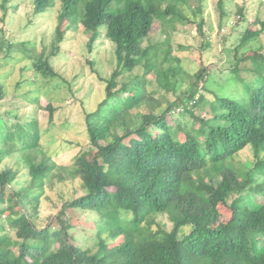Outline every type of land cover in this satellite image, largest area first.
Here are the masks:
<instances>
[{
  "label": "trees",
  "instance_id": "1",
  "mask_svg": "<svg viewBox=\"0 0 264 264\" xmlns=\"http://www.w3.org/2000/svg\"><path fill=\"white\" fill-rule=\"evenodd\" d=\"M116 1L126 3L110 13ZM60 2L50 56L57 55L65 31L80 22L90 35V48L102 32L114 45L116 67L102 79L104 98L86 114L88 147L69 168L47 157L28 166L29 181L19 188L12 187L15 172H0V220L7 213L15 235L0 236V264H264V70L260 55H238L264 31V22L236 48L233 79L245 89L238 100L209 90L204 69L189 77L163 42L142 47L156 21H185L172 9L151 1ZM52 3L34 0L35 13ZM246 62L251 66L240 68ZM137 67L143 68L142 75L130 78ZM32 70L45 78L59 77L49 56L36 58ZM244 70L256 74L253 80L241 78ZM151 74L156 87L148 91ZM168 94L175 96L173 102L165 98ZM3 96L0 85V101ZM177 107L180 118L169 122ZM206 108L209 118L195 116L194 109ZM5 115L0 116L7 120L0 127V164L15 153L23 159L42 148L36 119L13 124L10 117L17 116L11 111ZM247 147L254 164L235 168L231 161ZM62 174L79 179L83 194L65 201L53 223L38 228L39 200L47 183L61 180ZM221 205H228L230 220L216 225ZM10 208L18 212L8 214ZM161 214L169 217L170 231L153 229ZM83 230L92 232L88 239L96 241V251L78 245Z\"/></svg>",
  "mask_w": 264,
  "mask_h": 264
},
{
  "label": "rangeland",
  "instance_id": "2",
  "mask_svg": "<svg viewBox=\"0 0 264 264\" xmlns=\"http://www.w3.org/2000/svg\"><path fill=\"white\" fill-rule=\"evenodd\" d=\"M132 1H139L143 5L151 1L155 6L170 8L172 13L186 18L185 21L175 19L173 23L166 25L156 21L142 43L143 48L163 42L165 46L171 47V56L179 59L178 65L189 77L204 69L208 76L209 90L231 99L240 100L245 96L242 81L233 79L236 48L240 46L244 35L260 30L261 23L264 22V0ZM125 3L126 1L111 3L109 12L112 13ZM61 8L60 0H53L51 7L36 14L34 0H8L5 4L4 0H0V85L4 92L0 101V116L6 118L5 112L11 111L17 116L10 117L13 124L36 119L42 147L28 152L23 159L15 153L0 164V172L10 168L16 173L12 184L14 188L23 187L29 181L28 166L39 165L50 157L58 167L69 168L74 157L88 147L86 114L93 112L104 98L105 84L102 79H108L116 67L114 45L102 32L98 41L90 48V35L84 31L80 22L65 31L57 55L50 56ZM199 25L202 26L201 29ZM245 51L246 56L254 53L260 55L258 62L264 70V31L240 49L239 57ZM42 55L50 57V64L59 77L45 78L34 74L32 63ZM243 66L247 68L251 64L246 62L240 68ZM142 73L143 68L137 67L130 78ZM255 75L247 74L245 70L240 72L245 82L253 80ZM147 78L151 83L147 90H154V75ZM127 80L128 76L123 81ZM190 81L192 78H187V82ZM165 98L170 102L175 100L173 94L165 95ZM48 106L53 109L52 113ZM181 111L180 107L175 108L168 121L179 119ZM194 114L203 118L210 117L207 108L194 109ZM184 119L189 121V114ZM6 121L0 118V127ZM1 147L4 146L0 139ZM231 162L237 169L252 166L255 162L253 150L247 147ZM62 176L61 180L55 178L45 187L44 196L40 198L36 208L35 223L38 228L52 224L65 201L83 194L79 179H70L66 174ZM11 209L8 214L18 212L16 208ZM218 211L220 216L216 225L230 220L228 205L219 206ZM6 215L7 213L0 220L3 228L0 236L14 239L15 235L6 223ZM156 223L153 229L158 226L167 231L172 229L166 214L157 215ZM82 232L76 237L78 245L89 248L92 252L96 251V241L88 239L92 232ZM136 236L139 237L138 234Z\"/></svg>",
  "mask_w": 264,
  "mask_h": 264
}]
</instances>
